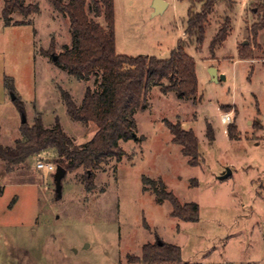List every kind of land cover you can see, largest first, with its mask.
<instances>
[{"label":"rangeland","instance_id":"rangeland-1","mask_svg":"<svg viewBox=\"0 0 264 264\" xmlns=\"http://www.w3.org/2000/svg\"><path fill=\"white\" fill-rule=\"evenodd\" d=\"M0 4V124L10 145L21 133L22 117L12 102L6 78L25 103L27 122L41 116L46 127L60 121L75 145L90 141L94 124L73 120L61 89L80 105L88 87L100 90L101 73L78 80L56 65L72 44L69 19L49 0L29 16L12 15L6 26ZM69 2L70 0H64ZM153 14L154 0H115L117 53L168 59L180 39L196 63V98L163 94L153 87L147 107L135 114L137 140L122 142V161L110 159L95 171L94 189H86L85 170L68 172L57 193L60 166L48 150L6 174L0 164V264H129L146 244L161 240L182 249L179 264H264V28L259 25L264 0L218 3L209 16L203 45L186 35L190 0H165ZM197 6L195 11H198ZM90 16L97 20L94 12ZM229 18L226 41L214 51L212 41ZM210 68L217 70V77ZM166 85L168 81L164 82ZM231 113L225 124L222 115ZM167 122L180 123L199 139L201 162L191 166L172 141ZM211 125L214 141L207 137ZM230 125L238 140H231ZM13 142L12 147L15 145ZM228 170L231 175L226 176ZM144 178L162 179L181 203L200 206L197 222L172 217V206L158 204Z\"/></svg>","mask_w":264,"mask_h":264},{"label":"trees","instance_id":"trees-1","mask_svg":"<svg viewBox=\"0 0 264 264\" xmlns=\"http://www.w3.org/2000/svg\"><path fill=\"white\" fill-rule=\"evenodd\" d=\"M0 0V4H1ZM55 9L65 15L70 22L72 44L65 45L57 56L56 65L78 80H89L95 73H101L100 90L88 87L80 105L76 104L70 93L61 89V96L70 117L83 124H94L97 131L87 143L77 146L64 131L57 119L54 127H46L42 117L35 118L34 124L22 122L21 136L13 147L0 144V159L8 172L17 165L48 150L55 151L58 164L67 173L79 168L85 170L86 189H94L95 171L110 159L122 161L126 156L121 143L137 140L138 131L135 114L147 107V95L153 87H159L163 94L176 93L179 98H196L199 81L196 63L185 51V41L180 39L177 47L171 51L168 59L153 56H127L117 53L115 31V0H49ZM186 35L197 45H203L209 16L215 6L223 1L229 6L233 0H190ZM200 6L198 11H195ZM258 7L262 13L260 29L264 28V2ZM90 10L95 17L90 16ZM39 7L26 4V0H5L2 17L6 26L30 25V22H12L14 13L29 16L38 13ZM219 30L211 44L214 51L229 36L230 22ZM168 81L169 84L164 82ZM8 91L15 95L14 105L21 117L26 115L25 103L16 94L13 80L6 78ZM173 143L181 147L191 166L201 162L199 139L192 130H186L180 123L167 122ZM228 134L231 140H238L237 126L230 125ZM207 137L214 141L211 125L207 126ZM154 188L156 201L163 204L168 201L172 206V217L185 222H197L200 206L195 202L181 203L179 198L169 191L165 182L144 178ZM161 243V244H160ZM129 264H179L182 262V249L174 244L157 240L146 244L142 255L128 256ZM189 264V263H186Z\"/></svg>","mask_w":264,"mask_h":264},{"label":"water","instance_id":"water-1","mask_svg":"<svg viewBox=\"0 0 264 264\" xmlns=\"http://www.w3.org/2000/svg\"><path fill=\"white\" fill-rule=\"evenodd\" d=\"M167 3L164 0H155L154 1V8H155V13L160 14L164 11L166 8ZM54 60H57V57H54ZM211 75L216 78L217 77V70L215 68H210ZM15 99V95H13L12 100ZM22 122H27V116L22 115ZM232 172L228 170L227 174L225 177L231 175ZM67 171L65 168L58 166L57 167V174L55 176V181H56V186H57V193L60 195L62 192V182L63 179L66 177ZM161 244V243H160Z\"/></svg>","mask_w":264,"mask_h":264},{"label":"built area","instance_id":"built-area-1","mask_svg":"<svg viewBox=\"0 0 264 264\" xmlns=\"http://www.w3.org/2000/svg\"><path fill=\"white\" fill-rule=\"evenodd\" d=\"M222 121L225 124H230L231 122H233V116L231 113H226L222 115ZM38 169L40 170H46L49 172H54L57 171V168L54 165H50V164H45V163H40L38 164Z\"/></svg>","mask_w":264,"mask_h":264},{"label":"crops","instance_id":"crops-1","mask_svg":"<svg viewBox=\"0 0 264 264\" xmlns=\"http://www.w3.org/2000/svg\"><path fill=\"white\" fill-rule=\"evenodd\" d=\"M154 1H155V0H154ZM164 1H165V0H164ZM166 3H167V7H168L169 4H168V2H166ZM153 6H154V4H153ZM167 7H166V8H167ZM166 8H165V9H166ZM164 11H165V10H164ZM153 14H156V13H155V8L153 9ZM116 50H117V45H116ZM11 100H12V99H11ZM12 102H13V100H12ZM13 104H14V103H13ZM18 113H19V112H18ZM19 132H20V129H19ZM18 137H19V135H18ZM18 137H17L14 141H16L17 139H19ZM14 141H13V142H14ZM13 142H12L10 145H7V144H5V143L3 142V134H2L1 124H0V144H1L2 146H4V147H12ZM0 161H1L3 164H5L1 159H0ZM1 162H0V164H1ZM4 170H5V173H6V174H10V173L13 172L15 169H14L13 171L8 172L7 169H6V165H5V166H4Z\"/></svg>","mask_w":264,"mask_h":264}]
</instances>
